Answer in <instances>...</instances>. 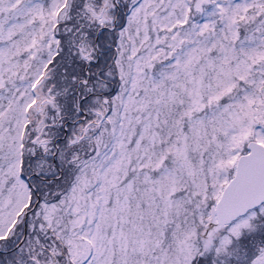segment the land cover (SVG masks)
I'll list each match as a JSON object with an SVG mask.
<instances>
[{
	"label": "snow or ice",
	"instance_id": "obj_1",
	"mask_svg": "<svg viewBox=\"0 0 264 264\" xmlns=\"http://www.w3.org/2000/svg\"><path fill=\"white\" fill-rule=\"evenodd\" d=\"M0 264H264V0H0Z\"/></svg>",
	"mask_w": 264,
	"mask_h": 264
}]
</instances>
